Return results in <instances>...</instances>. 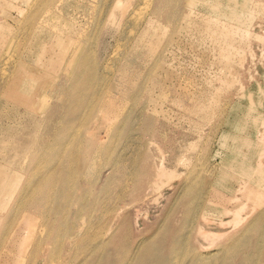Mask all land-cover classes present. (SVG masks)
Wrapping results in <instances>:
<instances>
[{
	"label": "rangeland",
	"instance_id": "1",
	"mask_svg": "<svg viewBox=\"0 0 264 264\" xmlns=\"http://www.w3.org/2000/svg\"><path fill=\"white\" fill-rule=\"evenodd\" d=\"M81 1L0 0V264H264V0Z\"/></svg>",
	"mask_w": 264,
	"mask_h": 264
},
{
	"label": "bare ground",
	"instance_id": "2",
	"mask_svg": "<svg viewBox=\"0 0 264 264\" xmlns=\"http://www.w3.org/2000/svg\"><path fill=\"white\" fill-rule=\"evenodd\" d=\"M60 2L62 5H63V7L62 8H60V11L62 10V11H64V10H66L65 9V7H66V5H68L69 3H70V0H44V3L43 4H45L46 6H52L53 4H54V2ZM83 2V1H81V0H78V2ZM148 1V0H147ZM146 1V2H147ZM106 2V1H105ZM119 2V1H118ZM145 2V3H146ZM89 3V2H88ZM107 3V2H106ZM196 2L195 1H193V4H191V5H194ZM103 4H104V2H103ZM209 4V3H208ZM58 5V4H57ZM82 5V4H81ZM207 5V4H206ZM210 5V4H209ZM209 5H207V7H209ZM95 6V5H94ZM103 6V5H102ZM106 6H108V5H106ZM76 7H78V5L76 6ZM124 7V6H123ZM20 6H18V13L20 12ZM51 8V7H50ZM90 8V7H89ZM94 8V7H93ZM99 8V7H98ZM125 8V7H124ZM140 8V7H139ZM159 8V7H158ZM80 9H82V8H80ZM91 9V8H90ZM103 9V8H102ZM126 9H127V7H126ZM77 10V9H76ZM89 10V9H88ZM101 10V9H100ZM99 10V11H100ZM47 11V10H46ZM75 11V10H74ZM90 11V10H89ZM98 11V10H97ZM149 11V10H148ZM58 12V11H57ZM77 12V11H76ZM103 12V11H102ZM101 12V13H102ZM104 12H106V11H104ZM59 13V12H58ZM78 13V12H77ZM86 13V12H85ZM51 14V13H50ZM49 15V14H48ZM47 15V16H48ZM53 15V14H52ZM86 15V14H85ZM99 15H101L100 13L98 14V16ZM137 15V14H136ZM145 15V14H144ZM143 15V16H144ZM4 16V15H3ZM8 16L10 17L11 15H9L8 14ZM70 16V15H69ZM59 17V16H58ZM57 17V18H58ZM60 17H61V15H60ZM12 18V17H11ZM10 18V19H11ZM48 18V17H47ZM54 18H56V17H54ZM57 18H56V20H57ZM87 18V17H86ZM94 18V17H93ZM103 19H104V17H102ZM137 18V17H136ZM147 18V17H146ZM98 19V18H97ZM150 19V18H149ZM168 19H169V17H168ZM12 20L13 21H15L16 22V20H15V18H12ZM43 20H45V19H43ZM77 20V19H76ZM95 20V19H94ZM135 20H137V19H135ZM135 20L133 19V21L135 22ZM140 20V19H139ZM138 20V21H139ZM146 20V19H145ZM42 21V20H41ZM48 20L46 19L45 20V22H47ZM55 21V20H54ZM72 21V20H71ZM143 21V20H142ZM151 21V20H150ZM153 21V20H152ZM36 22H38L37 21V17H36V14H34L33 13V15L30 17V19H29V23H30V27L32 28V27H34L35 26V24H37ZM43 22V21H42ZM50 22V21H49ZM56 22V21H55ZM77 22V21H76ZM80 22V21H79ZM131 22H132V20H131ZM131 22H129V23H131ZM148 22V21H147ZM153 22H155V21H153ZM152 22V23H153ZM166 22H168V20L166 21ZM44 23V22H43ZM52 23V22H51ZM50 23V24H51ZM80 23H82V22H80ZM94 23V22H93ZM141 23V22H140ZM144 23V22H143ZM150 23V22H149ZM6 24H7V26H11V24L10 23H8V22H6ZM95 25H96V23H94ZM145 24V23H144ZM27 25V24H26ZM81 25V24H80ZM135 25H137V24H135ZM140 25V24H139ZM158 25V24H157ZM59 26V25H58ZM85 26V25H84ZM83 26V27H84ZM146 26H147V24H146ZM156 26V25H155ZM39 27V26H38ZM53 27V26H52ZM60 27V26H59ZM58 27V28H59ZM76 27H78V25L76 26ZM75 25L73 26V28H71V30H66V32L68 33V34H71V36H72V34H75L76 33V30H75ZM98 27V26H97ZM100 27V26H99ZM167 27V26H166ZM36 28H37V26H36ZM50 28V27H49ZM56 28V27H55ZM135 28H137V27H135ZM143 28V27H142ZM155 28V27H154ZM153 28V29H154ZM157 28V27H156ZM30 29V28H29ZM51 29V28H50ZM61 29V28H60ZM97 29H99V28H97ZM163 29V28H162ZM65 30V29H64ZM95 30H96V28H95ZM132 30H134V29H132ZM39 32L38 34L41 36V35H43V36H46L47 38H49L50 36H51V32L49 33L48 31H45L44 30V28L43 29H37L36 30V32ZM57 31V30H56ZM59 31V30H58ZM144 31V30H143ZM152 31H154V30H152ZM151 31V32H152ZM167 31H168V29H167ZM64 32V31H63ZM77 32H78V29H77ZM83 32V31H82ZM81 32V33H82ZM34 33H35V31H34ZM62 33V32H61ZM134 33V32H133ZM78 34V33H77ZM153 34V33H152ZM81 35V34H80ZM95 35H96V33H95ZM135 35V34H134ZM70 36V37H71ZM99 36V35H98ZM97 36V37H98ZM111 36V35H110ZM109 36V37H110ZM150 36V35H149ZM80 37V36H79ZM100 37V36H99ZM104 37H106V36H104ZM112 37V36H111ZM133 37V36H132ZM131 37V38H132ZM141 37V36H140ZM58 38V37H57ZM134 38V37H133ZM147 38V37H146ZM92 39V38H91ZM130 39V38H129ZM55 40H57V39H55ZM58 40H60V38L58 39ZM95 40H97L96 38L94 39V41ZM133 40V39H132ZM148 40H150V39H148ZM148 40H146V41H148ZM57 42V41H56ZM65 42H66V40L65 39H61V41H59V42H57V44L55 45V48L53 49V50H50V49H45V52H44V56H46V54L48 55V56H50V55H52V56H54V55H63V54H65V55H67L68 53H69V49H68V47H67V45L65 44ZM89 42H90V40H89ZM75 43V42H74ZM128 43V42H127ZM49 44V43H48ZM69 44H70V42H69ZM89 44H91V43H89ZM31 45H32V43H31ZM31 45L29 46V47H31ZM88 45V44H87ZM50 46V45H49ZM92 46V45H91ZM127 46V45H126ZM138 46V45H137ZM144 46H145V44H144ZM43 47H45V46H43ZM42 47V48H43ZM78 47V46H77ZM120 47H121V45H120ZM125 47V46H124ZM139 47V46H138ZM39 48H40V46H39ZM74 48V47H73ZM125 49V48H124ZM137 49V48H136ZM40 50H42V49H40ZM74 50V49H73ZM131 50V49H130ZM133 50V49H132ZM135 51V50H134ZM43 52V51H42ZM138 52V51H137ZM136 52V53H137ZM142 52V51H141ZM170 52V51H169ZM29 53H31L30 55H32V53H33V50H29ZM24 54V53H23ZM39 54V53H38ZM42 54V53H41ZM167 54V53H166ZM26 55V54H25ZM40 55V54H39ZM114 55V54H113ZM41 56V55H40ZM88 56V55H87ZM91 56V55H90ZM133 56V55H132ZM31 57V56H30ZM39 57V56H38ZM116 57V56H115ZM125 57H126V55H125ZM131 57V56H130ZM47 58V57H46ZM84 58V57H83ZM86 58V57H85ZM120 58V57H119ZM168 58V57H167ZM55 59V58H54ZM88 59H90V60H88L89 62L87 63L86 62V60L85 59H82V58H80L79 56L77 57V59L76 58H72L70 61L73 63V65H72V67H71V71H70V75L72 76V78H74L75 77V84H74V87H76L77 85V80H78V77H79V74H78V72L80 71V70H84V69H86V68H88V69H91L92 70V72H93V70H96L97 69V67H98V63H97V61H96V59H95V57L93 56V61H92V56L91 57H89ZM116 59V58H115ZM125 59H127V58H125ZM34 60V59H33ZM53 60V59H52ZM114 60V59H113ZM130 60V59H129ZM21 62V61H20ZM24 62V61H23ZM44 62H45V60H44ZM64 62V61H63ZM39 63H40V61H39ZM38 63V64H39ZM70 63V62H69ZM113 63V62H112ZM162 63V62H161ZM2 64V63H1ZM22 64V63H21ZM43 64V63H42ZM46 64V63H45ZM88 64V65H87ZM117 65H118V63H117ZM129 65H130V63H129ZM40 66V65H39ZM91 66H92V68H91ZM41 67V66H40ZM39 67V68H40ZM46 67V66H45ZM48 67V66H47ZM21 69H22V72H23V74H28V73H30V72H32V68H31V66L28 64V63H25V64H23V66H21L20 67ZM38 68V67H37ZM42 68V67H41ZM51 68V67H50ZM70 69V68H69ZM43 70V69H42ZM62 71L61 72H63L64 71V69H61ZM99 70V69H98ZM39 72V71H38ZM93 74H94V72H93ZM13 77V76H12ZM26 77V76H25ZM153 77V76H152ZM9 79V78H8ZM11 81V80H10ZM9 81V82H10ZM23 82V83H22ZM22 82H21V85L19 86V87H16L20 92H22L23 94L21 95V94H19V97H25L24 99H26L25 101H22V102H28V101H33V95H34V89H35V87H32L33 86V84L32 83H28L27 81H26V79H24V81L22 80ZM12 84V83H11ZM26 85V86H25ZM88 85H90V83L88 84ZM25 86V87H24ZM8 87H9V85H8ZM70 87H72V86H70ZM6 88H7V86H6ZM17 90V91H18ZM87 90H85V91H83V93H85ZM145 92H147V90L145 91ZM14 94V93H13ZM84 96V94H82V93H80V94H78V95H75V96H73L72 98L74 99V100H76V102H77V104H81V103H83V101H81V100H83L84 98H83V96ZM17 96H18V93H17ZM4 97V96H3ZM95 97V96H94ZM7 99H9V98H7ZM23 99V100H24ZM4 101V100H3ZM76 104V103H75ZM50 106V105H49ZM87 107H89V105L87 106ZM90 107H91V104H90ZM18 108V107H17ZM29 110V109H28ZM37 112V111H36ZM129 112V111H128ZM128 112H127V114H128ZM232 112V111H231ZM130 113V112H129ZM18 115V114H17ZM16 115V116H17ZM135 116H138V115H135ZM33 117V116H32ZM34 117H36V116H34ZM14 118H15V116H14ZM33 119H36V118H33ZM39 120V119H38ZM19 121V120H18ZM44 121V120H43ZM16 122V121H15ZM7 123V122H6ZM14 123V122H13ZM30 123V122H29ZM10 124V123H9ZM24 124V123H23ZM22 123H21V125H23ZM32 124V123H31ZM38 124V123H37ZM25 126V125H24ZM16 128V127H15ZM38 128V127H37ZM6 129H8V127L6 128ZM12 129V128H11ZM22 129H26L27 130V127L26 128H22ZM32 129V128H31ZM16 130H17V128H16ZM25 130V131H26ZM23 131V130H22ZM28 131V130H27ZM7 132V131H6ZM37 133V132H36ZM7 134H8V132H7ZM20 134H22L21 133V131H20ZM38 134H39V132H38ZM6 135V134H5ZM5 135H3V136H5ZM33 135H37V134H33ZM38 136V135H37ZM36 139V138H35ZM26 140V139H25ZM9 141H11V139L9 140ZM8 141V142H9ZM16 140H14L13 141V143L15 142ZM31 141V140H30ZM29 141V142H30ZM36 141V140H35ZM25 142V141H24ZM28 143V142H27ZM31 144V143H30ZM25 145V144H24ZM12 145H10V147H11ZM0 147H1V145H0ZM7 147V146H6ZM9 147V146H8ZM25 147H27V146H25ZM12 149V148H11ZM6 150H7V148H6ZM8 151H9V149H8ZM16 152V151H15ZM9 153V152H8ZM17 154V153H16ZM11 155V154H10ZM8 161H9V159H7ZM14 161V160H13ZM105 164V163H104ZM13 168V167H12ZM6 169V168H5ZM3 170L2 169H0V185H2L3 184V182H4V177L3 176H5V174L2 172ZM34 176H36V174H34ZM40 177H37V178H41V176L42 175H39ZM46 177H48V175L46 176ZM7 179V176L5 177V180ZM45 179V178H44ZM44 179H42V181H44ZM262 179H264V177L262 176ZM46 180V179H45ZM255 180H257V179H253V181H254V183H259L260 184V181L258 180L257 182H255ZM39 181V180H38ZM45 182V181H44ZM264 193V192H263ZM253 198H255L254 200H256L257 202L258 201H261V191H259V192H253ZM241 207H243V206H240V207H238L239 209L241 208ZM239 209L236 211V212H239ZM237 215H238V213H237Z\"/></svg>",
	"mask_w": 264,
	"mask_h": 264
}]
</instances>
